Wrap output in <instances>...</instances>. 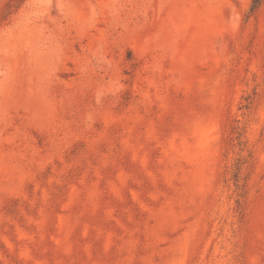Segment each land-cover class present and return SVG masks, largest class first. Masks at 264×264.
<instances>
[{
  "label": "rangeland",
  "instance_id": "374dc122",
  "mask_svg": "<svg viewBox=\"0 0 264 264\" xmlns=\"http://www.w3.org/2000/svg\"><path fill=\"white\" fill-rule=\"evenodd\" d=\"M0 264H264V0H0Z\"/></svg>",
  "mask_w": 264,
  "mask_h": 264
}]
</instances>
